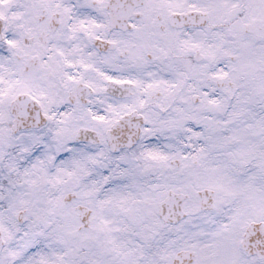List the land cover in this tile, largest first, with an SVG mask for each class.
<instances>
[{"label": "snow or ice", "instance_id": "obj_1", "mask_svg": "<svg viewBox=\"0 0 264 264\" xmlns=\"http://www.w3.org/2000/svg\"><path fill=\"white\" fill-rule=\"evenodd\" d=\"M0 264H264V0H0Z\"/></svg>", "mask_w": 264, "mask_h": 264}]
</instances>
